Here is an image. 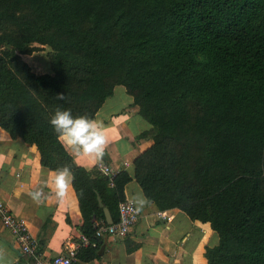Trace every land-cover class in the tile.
<instances>
[{"label": "trees", "instance_id": "1", "mask_svg": "<svg viewBox=\"0 0 264 264\" xmlns=\"http://www.w3.org/2000/svg\"><path fill=\"white\" fill-rule=\"evenodd\" d=\"M35 43L54 53V73L20 57ZM116 85L152 127L134 160L147 202L209 222L219 242L206 264H264V0H0V126L43 167L72 170L87 260L132 177L110 187L76 166L50 119L58 108L94 118Z\"/></svg>", "mask_w": 264, "mask_h": 264}, {"label": "crops", "instance_id": "2", "mask_svg": "<svg viewBox=\"0 0 264 264\" xmlns=\"http://www.w3.org/2000/svg\"><path fill=\"white\" fill-rule=\"evenodd\" d=\"M20 57L31 68L39 65L34 53ZM94 119L103 122L109 137L103 158L83 154L71 157L76 166L87 170L105 163L117 173L126 171L132 180L125 185L124 196L136 204L140 215L126 237L103 235L97 257L87 260L76 256L72 264H206V249L219 242L209 222L192 220L179 208L163 210L170 220L159 218L160 209L147 202L134 179V160L153 144V136L151 125L139 114L124 86L114 87ZM52 172L41 165L35 145L13 138L0 126V201L25 221L46 263L64 252L65 243L77 238L83 224L73 185L62 200L57 198L48 185ZM41 188L48 198L34 201L30 193ZM0 264H34L1 220Z\"/></svg>", "mask_w": 264, "mask_h": 264}, {"label": "built area", "instance_id": "3", "mask_svg": "<svg viewBox=\"0 0 264 264\" xmlns=\"http://www.w3.org/2000/svg\"><path fill=\"white\" fill-rule=\"evenodd\" d=\"M96 168L107 178L108 185L112 187L117 171L105 163H99ZM139 215L140 212L136 204L132 200L124 199L118 204L117 221L111 224L103 221L96 222L95 236L111 235L124 238L131 232ZM157 215L163 220H170V216L163 210H159ZM0 220L3 226L15 237L21 252L30 257L34 264H72L80 247L90 244L89 238L82 231H79L76 239H70L65 243L63 253L53 256L46 263L25 221L14 215L2 201H0ZM92 245L95 244L92 243Z\"/></svg>", "mask_w": 264, "mask_h": 264}, {"label": "clouds", "instance_id": "4", "mask_svg": "<svg viewBox=\"0 0 264 264\" xmlns=\"http://www.w3.org/2000/svg\"><path fill=\"white\" fill-rule=\"evenodd\" d=\"M63 100V95L58 96ZM50 124L57 134L58 142L69 151L70 155H91L103 158L109 144L107 129L102 121L88 115L73 116L72 110L58 108L50 119ZM74 174L68 166L57 168L50 174L48 185L55 196L63 199L72 187ZM34 201L47 199L43 189L30 193Z\"/></svg>", "mask_w": 264, "mask_h": 264}, {"label": "rangeland", "instance_id": "5", "mask_svg": "<svg viewBox=\"0 0 264 264\" xmlns=\"http://www.w3.org/2000/svg\"><path fill=\"white\" fill-rule=\"evenodd\" d=\"M36 46L34 53L35 59L39 63L38 66L32 67L38 72L42 73H54L52 69L54 53L48 46H42L40 44H33ZM30 67V69L32 70Z\"/></svg>", "mask_w": 264, "mask_h": 264}, {"label": "water", "instance_id": "6", "mask_svg": "<svg viewBox=\"0 0 264 264\" xmlns=\"http://www.w3.org/2000/svg\"><path fill=\"white\" fill-rule=\"evenodd\" d=\"M103 210H104V220H105V222L107 224H111L113 222V219H112V217L110 215L109 210L106 207H104Z\"/></svg>", "mask_w": 264, "mask_h": 264}]
</instances>
